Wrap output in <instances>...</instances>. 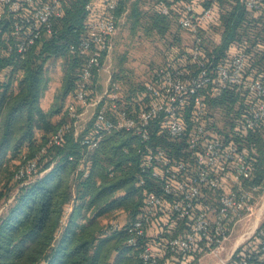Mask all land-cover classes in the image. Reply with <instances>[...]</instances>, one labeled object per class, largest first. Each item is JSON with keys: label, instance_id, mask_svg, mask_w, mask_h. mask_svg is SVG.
Returning <instances> with one entry per match:
<instances>
[{"label": "trees", "instance_id": "16d2710c", "mask_svg": "<svg viewBox=\"0 0 264 264\" xmlns=\"http://www.w3.org/2000/svg\"><path fill=\"white\" fill-rule=\"evenodd\" d=\"M87 1L90 0H68L63 16L55 22L56 35L36 43L21 56L11 54L0 59V264H144L138 251L127 244L125 227L141 216L146 192L158 189L159 184L147 177L143 186L137 184L136 140L132 135L114 133L87 152V176L75 171L82 150L67 135L62 146H49L41 154L37 174L31 180L15 178L19 166L32 159L65 120L54 119V115L60 114L61 101L76 89L82 67L69 47L86 37L85 20L100 13L95 8L86 12ZM164 1L174 15L181 14L187 3L195 12L207 6L213 8L215 24L222 26L223 32L213 49L200 45L201 59L209 68L228 64L233 54L245 52L240 94L233 90L220 93L213 85L206 100H215L216 104L250 100L246 84L253 80L264 83V9L248 10L238 0ZM124 7V0H120L115 10L117 18L123 16ZM155 12L164 17L158 8ZM250 25L255 27L251 29ZM190 53V48L182 54L173 52L165 64L196 74L199 66ZM57 56L67 61L56 96L60 97V105L45 110L40 103L49 88L45 65ZM242 109L241 106L237 116ZM196 120L186 115L187 126ZM224 138L226 143L240 142L249 148L252 171L256 165L258 168L253 180L260 187L258 183L264 180V124L247 135L226 134ZM155 140L161 141L158 137ZM168 145L173 157L186 156L175 144ZM19 158L22 161L15 164ZM115 210L125 211L129 222L115 230L111 228L114 219L102 226L98 218ZM177 222L165 208L146 225L143 243L150 246L158 264H191L206 251L201 246L205 245L202 239L191 254L170 251L167 242L178 235ZM250 249L249 243L241 246L235 256Z\"/></svg>", "mask_w": 264, "mask_h": 264}, {"label": "built area", "instance_id": "2783aa9c", "mask_svg": "<svg viewBox=\"0 0 264 264\" xmlns=\"http://www.w3.org/2000/svg\"><path fill=\"white\" fill-rule=\"evenodd\" d=\"M119 1L85 3L86 12L95 8L100 13L85 20L86 37L69 47L70 53L82 62V67L72 100L65 107V120L35 156L19 166L15 178L31 180L37 174L41 154L49 146H62L67 135L82 150L75 171L87 176V152L98 148L105 137L114 133L130 134L136 140L133 146L138 162L137 184L143 186L147 177L158 183L159 188L146 192L141 216L126 225L127 244L138 251L144 264H158L150 246L143 243V237L153 216L166 208L179 224L178 235L167 242L170 251L191 254L200 239L205 242L201 245L204 250L217 249L226 239L230 223L236 224L250 214L252 191L259 186L243 188L242 180L251 175L253 167L250 150L240 142H225V134L207 116L205 95L213 85L220 93L233 90L240 94L245 52L233 54L228 64L209 68L201 59L197 34L200 29L215 24L213 8L207 6L195 12L187 3L181 14L174 15L166 1L157 0L155 11L158 8L164 16H175L178 25L194 35L190 57L199 66L197 73L167 65L158 68L145 84L139 102H121L117 84L94 96L91 81L102 68L110 48L109 40L117 30L119 18L115 10ZM238 1L248 10L264 9V0ZM67 2L0 0V44L9 53L21 56L36 43L56 35L55 22L63 16ZM3 55L0 46V59ZM245 88L251 99L238 100L243 109L233 120L229 135L244 136L264 124V83L253 80ZM187 114L197 119L190 127L186 124ZM168 143L175 144L186 156L173 157ZM209 194H215L214 202ZM70 211L71 205L63 214L62 225ZM121 226L111 221L113 230ZM248 243L251 249L235 256L237 250ZM222 264H264V219Z\"/></svg>", "mask_w": 264, "mask_h": 264}, {"label": "rangeland", "instance_id": "374dc122", "mask_svg": "<svg viewBox=\"0 0 264 264\" xmlns=\"http://www.w3.org/2000/svg\"><path fill=\"white\" fill-rule=\"evenodd\" d=\"M124 3L123 16L119 18L117 30L109 40L110 48L104 57L102 68L95 73L91 81V87L94 89L95 96L112 84H117L121 102L126 103L129 100L139 102L142 101L140 97L144 94L145 84L150 82L154 72L158 68L165 67V63L173 56V52L182 54L192 47L194 35L181 28L175 16L158 15L154 8L156 0H124ZM157 16L161 18L157 19ZM253 27L255 25H250L249 28ZM222 32V26L213 24L204 30L200 29L197 38L201 45L211 50L220 43ZM0 46L3 47V57H9L11 53L7 48L2 43ZM66 63V58L62 56L52 57L46 62V79L49 89L41 100V106L45 110L55 109L60 105V97L56 98V96L60 91ZM72 93L64 99L65 106L69 100H72ZM65 106L62 104L61 112ZM240 109L241 105L237 99L223 104H216L213 100L208 102L207 115L212 118L217 129L229 135L233 120ZM58 117L59 113L56 118ZM21 161L22 158H19L15 164ZM257 172L256 165L252 176L242 180L243 188L250 189L256 184L253 178L257 176ZM258 184L260 187L252 191L254 199L250 214L236 224L231 222L226 239L221 246L202 253L191 264H222L231 257L233 249L264 219V180H260ZM209 199L214 202L215 194H209ZM112 219L119 225L129 222L128 215L123 210H115L98 218L102 226H106Z\"/></svg>", "mask_w": 264, "mask_h": 264}, {"label": "crops", "instance_id": "0c3cea01", "mask_svg": "<svg viewBox=\"0 0 264 264\" xmlns=\"http://www.w3.org/2000/svg\"><path fill=\"white\" fill-rule=\"evenodd\" d=\"M48 89H49V88H48ZM48 89H47V91H48ZM47 91H46V92H47ZM46 92H45V94H46ZM45 94H44V96H45ZM44 96H43V97H44ZM43 97H42V98H43ZM42 98H41V100H42ZM41 100H40V103H41ZM69 101H70V100H69ZM63 105L65 106V100H63ZM65 107H66V106H65ZM65 107H64L63 112H61V113L59 114V117H58V118H56V116H57L58 114H57V115H54V119H61L62 117L65 118ZM42 108H43V107H42ZM43 109H44V108H43Z\"/></svg>", "mask_w": 264, "mask_h": 264}, {"label": "bare ground", "instance_id": "6f19581e", "mask_svg": "<svg viewBox=\"0 0 264 264\" xmlns=\"http://www.w3.org/2000/svg\"><path fill=\"white\" fill-rule=\"evenodd\" d=\"M255 228L252 229V231L254 230Z\"/></svg>", "mask_w": 264, "mask_h": 264}]
</instances>
